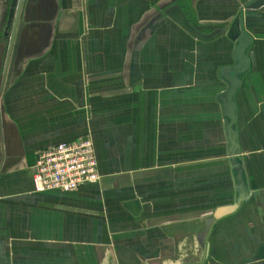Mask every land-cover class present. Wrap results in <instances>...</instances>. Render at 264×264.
I'll use <instances>...</instances> for the list:
<instances>
[{
  "label": "crops",
  "instance_id": "obj_1",
  "mask_svg": "<svg viewBox=\"0 0 264 264\" xmlns=\"http://www.w3.org/2000/svg\"><path fill=\"white\" fill-rule=\"evenodd\" d=\"M248 1H24L0 90V264H264V7L243 12L237 161L221 100ZM17 4L0 0V86ZM87 137L100 182L36 193L39 153Z\"/></svg>",
  "mask_w": 264,
  "mask_h": 264
},
{
  "label": "built area",
  "instance_id": "obj_2",
  "mask_svg": "<svg viewBox=\"0 0 264 264\" xmlns=\"http://www.w3.org/2000/svg\"><path fill=\"white\" fill-rule=\"evenodd\" d=\"M36 193L77 191L101 180L94 143L90 137L59 143L39 153L33 167Z\"/></svg>",
  "mask_w": 264,
  "mask_h": 264
},
{
  "label": "water",
  "instance_id": "obj_3",
  "mask_svg": "<svg viewBox=\"0 0 264 264\" xmlns=\"http://www.w3.org/2000/svg\"><path fill=\"white\" fill-rule=\"evenodd\" d=\"M25 0H18V4L16 7V11L14 13V21L13 26L11 30V35L9 38V44L7 48V56L5 60L4 70H3V76L1 81L0 90H3V86L6 81L8 68L12 56V52L14 50L15 45V39L16 35L18 33L19 25H20V19L22 14V9L24 5ZM264 7V0H249L247 3H245L244 7L241 9V14L238 15L229 31V37L237 42V47L235 50V58H236V64L233 68H231V71L227 75L229 87L228 89L222 94L221 100L224 105V112L227 117L228 123L226 126V133L227 138L230 144V151H229V157L234 161L238 160V156L240 154L239 152V145L237 143L238 134L236 131V125H237V104L235 101V97L237 95V92L242 86V76L249 70V59L247 50L249 46L252 44L251 37L245 32L244 30V24H243V12L244 11H256ZM237 179L242 187L243 185V172L239 170ZM245 195H241L236 203L231 207L230 211H234L238 207H240L245 201ZM228 212V213H229Z\"/></svg>",
  "mask_w": 264,
  "mask_h": 264
}]
</instances>
